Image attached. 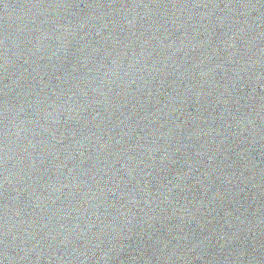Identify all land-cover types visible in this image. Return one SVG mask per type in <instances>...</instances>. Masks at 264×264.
I'll return each instance as SVG.
<instances>
[{
  "label": "water",
  "instance_id": "1",
  "mask_svg": "<svg viewBox=\"0 0 264 264\" xmlns=\"http://www.w3.org/2000/svg\"><path fill=\"white\" fill-rule=\"evenodd\" d=\"M0 264H264V0H0Z\"/></svg>",
  "mask_w": 264,
  "mask_h": 264
}]
</instances>
